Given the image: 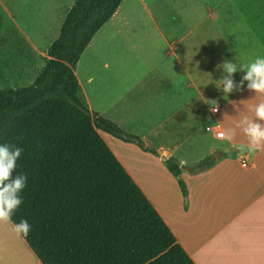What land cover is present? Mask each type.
<instances>
[{
  "label": "crops",
  "instance_id": "crops-1",
  "mask_svg": "<svg viewBox=\"0 0 264 264\" xmlns=\"http://www.w3.org/2000/svg\"><path fill=\"white\" fill-rule=\"evenodd\" d=\"M74 2L0 0L4 22L42 62L38 72ZM258 56L264 57V0H122L74 69L89 111L156 151L98 131L194 264H264V150H246L240 124L264 95L245 82L225 97L219 81L226 73L217 68L235 63L232 79L240 85L241 68ZM208 126L232 139L216 138ZM205 155L215 157L214 165L189 173ZM166 158L181 167L186 204ZM2 224L27 257L8 254L7 262L41 264L13 224Z\"/></svg>",
  "mask_w": 264,
  "mask_h": 264
},
{
  "label": "trees",
  "instance_id": "trees-1",
  "mask_svg": "<svg viewBox=\"0 0 264 264\" xmlns=\"http://www.w3.org/2000/svg\"><path fill=\"white\" fill-rule=\"evenodd\" d=\"M121 1L75 0L32 83L0 89V144L23 149L13 176H27L12 222L28 221L22 238L41 264H194L98 131L156 151L91 113L74 74ZM212 158L187 171L212 167ZM164 162L186 204L179 163Z\"/></svg>",
  "mask_w": 264,
  "mask_h": 264
},
{
  "label": "clouds",
  "instance_id": "clouds-1",
  "mask_svg": "<svg viewBox=\"0 0 264 264\" xmlns=\"http://www.w3.org/2000/svg\"><path fill=\"white\" fill-rule=\"evenodd\" d=\"M217 68L224 70V75L219 86L222 85V91L225 97L233 91L234 88H242L247 82V89L255 94L264 95V57H257L253 62L241 68L244 75L240 85H234L232 76L237 72V66L231 61H224L217 65ZM210 111L219 110L215 101L209 102ZM253 117L251 119L245 117L240 121L243 127V134L248 140V148L250 154L264 150V102L256 104L252 109ZM239 126V125H237ZM231 140V136H225ZM23 149L8 144H0V223H12L13 230L18 236H27L31 231L28 221L21 219L19 223L12 222L14 212L23 203L21 193L26 187V174H17L13 176L16 169V162L20 158Z\"/></svg>",
  "mask_w": 264,
  "mask_h": 264
},
{
  "label": "rangeland",
  "instance_id": "rangeland-1",
  "mask_svg": "<svg viewBox=\"0 0 264 264\" xmlns=\"http://www.w3.org/2000/svg\"><path fill=\"white\" fill-rule=\"evenodd\" d=\"M126 5L124 4V7ZM0 17V89L27 86L34 79L42 62L39 61L38 56L28 53L24 40L12 32L9 25L4 22L1 14ZM36 40L38 41V39ZM205 152L204 149L195 151L197 155L199 153L205 154ZM205 156L203 159L208 158L207 162L214 159L212 155ZM222 158L219 157V160ZM11 245H13L12 252L10 250L8 252L7 250ZM20 245H22L20 239L11 236L8 228L0 223V264H9L7 262L8 254H11L12 258L21 254L25 261L27 257H24V252L21 253L22 248ZM25 264H29V261Z\"/></svg>",
  "mask_w": 264,
  "mask_h": 264
},
{
  "label": "built area",
  "instance_id": "built-area-1",
  "mask_svg": "<svg viewBox=\"0 0 264 264\" xmlns=\"http://www.w3.org/2000/svg\"><path fill=\"white\" fill-rule=\"evenodd\" d=\"M217 112V111H216ZM216 112H213V113H216ZM206 130L208 131H213L214 134H215V137L218 138V139H222V137H224V133L223 131H221L220 129H218L217 127H206ZM241 165L243 167H250V165H248L245 161L244 162H241Z\"/></svg>",
  "mask_w": 264,
  "mask_h": 264
}]
</instances>
